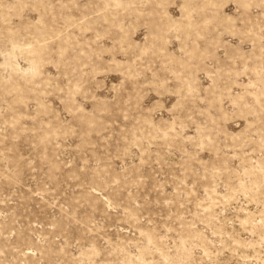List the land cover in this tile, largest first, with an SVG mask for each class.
I'll use <instances>...</instances> for the list:
<instances>
[{
  "label": "rangeland",
  "instance_id": "374dc122",
  "mask_svg": "<svg viewBox=\"0 0 264 264\" xmlns=\"http://www.w3.org/2000/svg\"><path fill=\"white\" fill-rule=\"evenodd\" d=\"M0 264H264V0H0Z\"/></svg>",
  "mask_w": 264,
  "mask_h": 264
}]
</instances>
